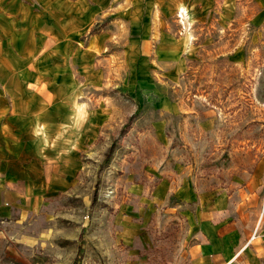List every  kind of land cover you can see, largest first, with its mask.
Listing matches in <instances>:
<instances>
[{"label": "crops", "instance_id": "crops-1", "mask_svg": "<svg viewBox=\"0 0 264 264\" xmlns=\"http://www.w3.org/2000/svg\"><path fill=\"white\" fill-rule=\"evenodd\" d=\"M247 14L264 23V0H0V219L68 188L99 135L105 110L76 96L72 62L95 85L96 55L119 46L138 74L130 98L165 109L191 54ZM160 157L145 181L124 177L116 264H264L263 167L216 188Z\"/></svg>", "mask_w": 264, "mask_h": 264}, {"label": "rangeland", "instance_id": "rangeland-1", "mask_svg": "<svg viewBox=\"0 0 264 264\" xmlns=\"http://www.w3.org/2000/svg\"><path fill=\"white\" fill-rule=\"evenodd\" d=\"M119 48L106 46L96 55L102 77L95 85L82 83L72 62L76 96L103 107L104 121L68 188L34 210L0 219V264H72L80 233L77 264H116L124 177L130 172L145 181L148 156H161L163 167H185L195 181L216 188L240 171L264 169V23L247 14L216 30L166 85L165 109L130 98L138 74Z\"/></svg>", "mask_w": 264, "mask_h": 264}, {"label": "trees", "instance_id": "trees-1", "mask_svg": "<svg viewBox=\"0 0 264 264\" xmlns=\"http://www.w3.org/2000/svg\"><path fill=\"white\" fill-rule=\"evenodd\" d=\"M112 147H113V145L110 147L106 159H108V157H109V155H110V153H111V151L113 149ZM95 196H96V192L94 191V198H95ZM82 236H83L82 233H80L79 236H78V252H77L76 256L74 257V260H73L72 264H77V261L79 260V258L81 256L80 251H81L82 239H83Z\"/></svg>", "mask_w": 264, "mask_h": 264}, {"label": "built area", "instance_id": "built-area-1", "mask_svg": "<svg viewBox=\"0 0 264 264\" xmlns=\"http://www.w3.org/2000/svg\"><path fill=\"white\" fill-rule=\"evenodd\" d=\"M260 221H261V215H259L256 219V223H255V226H254V230H253V233L250 235L249 239H248V243L253 240L255 238V234L259 228V225H260Z\"/></svg>", "mask_w": 264, "mask_h": 264}]
</instances>
